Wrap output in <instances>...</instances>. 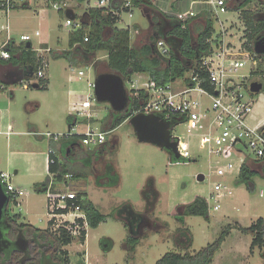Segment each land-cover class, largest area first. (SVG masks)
Returning <instances> with one entry per match:
<instances>
[{
    "label": "rangeland",
    "instance_id": "1",
    "mask_svg": "<svg viewBox=\"0 0 264 264\" xmlns=\"http://www.w3.org/2000/svg\"><path fill=\"white\" fill-rule=\"evenodd\" d=\"M59 1L73 11L76 24L82 21L88 9L100 8L104 0L82 3L76 0ZM260 2L264 0H253L240 11L250 12L256 22L264 21V5H260ZM24 4L28 7H22ZM46 4V0H18V8L11 10L8 16L10 35L16 42L20 35L32 36L35 31L40 33L33 37L31 44L35 57L42 54L47 59L46 74L49 77L47 89H34L32 85L37 83L34 78H25L20 83L3 85L2 88L0 86V172L9 176L13 187L25 193L17 200V204H8L10 214L19 216L17 224H30L37 229L56 232L54 226L48 224L44 192L36 191V187L39 188L49 177L46 164L52 140L45 134L59 136L57 142L63 141L62 135L68 132L71 124V120L68 121V90L83 93L85 79L94 83L96 71L92 66L73 65L64 58L53 59L51 54L42 51L43 42L53 51H68V32L75 29L65 26V8L61 15ZM188 5L189 0H144L139 7L131 6L129 12H122L117 27L129 28L131 38L137 27L132 45L138 46L145 41L149 29L154 27L153 19H163L162 14H165L170 20L171 16L187 10ZM241 12L230 10L220 15L224 26L229 27L228 32L233 34L226 41L236 46L241 37V40L246 41ZM0 21H4V18L0 17ZM197 24L194 23L195 26ZM213 28L215 36L221 37L218 35L221 27L215 21ZM99 54L104 55L105 52L100 51ZM258 67L256 73L263 74L260 69H264V62L259 61ZM96 68L97 72H109L102 61H98ZM78 71L83 72V79L77 75ZM178 81L183 82L182 79ZM142 82H146L145 78ZM125 88L130 90L128 82ZM11 91L12 95L9 94ZM205 102L208 103L207 98ZM93 104L94 122L84 125L83 120L77 117L75 128L78 132L82 133L88 127L103 132L109 129L108 120L112 111L109 104L95 98ZM252 120H264V88L254 96L251 119L247 123L251 124ZM8 125L12 129L7 135ZM171 135L181 140L180 152L188 151L191 154L192 158H187L189 161L172 163L171 155L165 150L148 143H139L127 121L105 135V153L99 158L95 155L89 157L85 152L77 151V148L61 157L71 170H82L87 174L85 178L70 181L73 189L83 192L84 197L106 215L105 221L96 228L87 227L84 242L70 235L71 243L62 247L67 253V264H155L169 252L193 254L203 249L227 227L229 233L212 264H264V245L251 249V236L239 230L240 227H249L257 218L264 217V177L255 176L254 188L248 191L244 185L237 184L232 176L218 177L210 171L211 168L225 165L229 159L241 161V155L235 158L230 153L228 159L209 155L196 133L188 134L183 124L175 126ZM112 142H115V146ZM97 147L91 144L82 149L92 152ZM243 153L247 154L248 150ZM108 166L117 171V186L112 183L113 177H109L113 171L109 174ZM200 176L203 177L201 181ZM215 182L226 185L228 189L220 199V208L214 211L209 200L211 208L208 209L207 218L185 216L181 220L179 216H182L184 205L191 203L197 196L208 199ZM150 183L157 194L152 204L147 202L143 194ZM127 205L133 211L147 215L150 221L144 228L136 230L139 242L134 251L127 248V238L136 234L132 233L127 219L121 215L124 213L128 217V209L123 210ZM178 230L190 232L192 242L188 249L184 248L186 240L178 234ZM47 251L50 249L47 248Z\"/></svg>",
    "mask_w": 264,
    "mask_h": 264
},
{
    "label": "built area",
    "instance_id": "2",
    "mask_svg": "<svg viewBox=\"0 0 264 264\" xmlns=\"http://www.w3.org/2000/svg\"><path fill=\"white\" fill-rule=\"evenodd\" d=\"M238 1L189 0L188 9L174 15L181 28H185L188 20L196 18L201 11L206 10L212 20L220 25L221 32L218 35L221 37L212 34L207 40L210 45L208 52L201 57L197 65L180 78L182 83L177 79L161 85L148 79L141 86H137L135 82L130 81L128 82L130 90H126L132 98H136L139 91L146 93V100L141 101L131 116L139 113L156 115L169 122L170 134L175 126L183 124L188 134L196 133V137L205 146L209 155L222 159H228L230 153L234 154L235 158L238 155L242 156L236 168L235 159H229L223 166L211 168L210 171L218 177L233 175L235 169L238 177L241 167L246 162L251 163L253 172L264 177V120H252L251 124L247 123L251 119L256 95L250 91V85L257 82L264 86V73H256L258 62L261 60L253 49L252 52L246 49L242 37L237 46L231 41H226L233 34L228 32L229 27H225L220 20V15L230 11ZM17 5L18 0H0V17L4 18V21H0V62L3 63L9 62L12 57L11 51L17 57L25 51L34 52L31 42L34 36H39L38 31L32 36L20 35L18 42L11 37L8 16L11 10L18 8ZM49 5L57 11L67 9L65 3L61 1L50 2ZM131 6V2L126 1L124 7L130 9ZM129 16L131 17V14ZM65 26L79 27L80 23L75 24L73 20L66 18ZM27 43L31 44L30 49L26 48ZM155 48L160 57L168 56L169 50L164 40H158ZM42 51L48 54L50 49ZM34 64L32 78L36 82L46 79L48 61L44 55H36ZM90 87L93 89V84ZM206 98L208 103L205 102ZM70 134L79 135L83 146L91 144L100 146L104 143L107 132L88 127L81 133L73 127L65 135ZM45 137L56 139L59 136L46 133ZM171 139L177 142L176 153L181 159L192 158L188 151H179L182 145L179 138H173L171 135ZM244 150H248V153L244 154ZM54 153L50 148L47 155V172L48 165L55 163V160L49 157ZM48 175L49 180L44 191L48 222H51L55 230L63 229L72 237L80 238L88 225L85 213L78 203L79 192L73 189L70 182L74 180L72 175L66 174L62 180H57L55 174L48 172ZM0 184L9 202L17 204V200L25 195L22 190L13 187L9 176L2 172ZM225 191H228L226 185L215 182L206 199L208 208L210 207L208 201L211 200L212 209L218 210Z\"/></svg>",
    "mask_w": 264,
    "mask_h": 264
},
{
    "label": "trees",
    "instance_id": "3",
    "mask_svg": "<svg viewBox=\"0 0 264 264\" xmlns=\"http://www.w3.org/2000/svg\"><path fill=\"white\" fill-rule=\"evenodd\" d=\"M58 1L59 0H46V6H49L50 2ZM76 1L77 3H82L87 0ZM126 1L128 0H107V6L105 7L88 9L84 13L82 21L80 20V26L75 27V29L68 33L69 50L63 51L60 54L53 53L50 50L48 54H51V58L53 59L64 58L73 65L81 66L88 61L86 55L93 52L104 51L106 54L105 63L109 70V72L106 73H113L119 76L124 82H130L132 76L135 74H143L146 75L148 79L164 85L182 78L191 68L197 65L201 57L208 52L210 45L207 43V40L211 38L214 33V28L213 20L206 10L201 11L196 18L188 20L185 28H181L175 16H171L170 20H167L169 16L162 14L164 17L163 19H153L154 27L146 36L145 41L138 46H132L130 43L131 37L129 28L119 29L116 27L117 22L120 20V14L129 11L128 8L124 7ZM129 1L132 7H139L144 0ZM252 1L253 0H239L230 10L241 12L240 10H244L245 5L247 6ZM259 4L264 5V2H260ZM172 6L175 8L174 5ZM22 7L27 8L28 5L24 4ZM57 12L62 15L64 10H58ZM241 15L246 31V41L244 45L248 51L252 52L254 42L264 36L262 35L264 31V21L256 22L250 12L242 11ZM166 21H168L169 30L164 33L163 29ZM194 23L198 24L195 26ZM135 29H137V27ZM85 38L87 39L86 41L84 40ZM158 40H164L168 47L169 51L166 58L160 57L156 51L155 46ZM11 53L12 57L9 61H13V63H17L21 67L31 66L35 71L34 62L36 57L32 51H25L18 56V60L14 58L16 57L14 52L11 51ZM258 58L264 62L263 57L258 56ZM257 69H259V67H257ZM260 70L264 73V69ZM47 84V79L39 80L37 82L38 89H47ZM144 100H146V93L144 91H139L136 98L130 96L128 110L125 113L113 114L112 123L109 125V129L106 130L107 133L113 131L127 121L139 107L141 101ZM71 119L72 117L69 116L68 121L70 122ZM62 138L63 141L61 142L59 153L61 157L67 153V150L70 152L76 148L80 152H85L89 157L95 155L96 158H99L105 153V143L91 152L82 149L85 148V146L80 143L81 137L79 135L64 134ZM112 145L115 146V142H112ZM54 152L55 153L49 157L53 158L55 163L48 165V172L55 174L57 180H62L66 174H71L73 179L87 177V174L82 170H71L67 164L62 162V159L59 158L55 150ZM171 157L172 163L189 161L181 159L180 157L178 159H175L174 156ZM110 172L112 175L109 177H113L112 183L117 186L119 182L117 172L116 170L114 171L111 166H108V173L111 174ZM257 175V173L253 172L251 163L246 162L241 167L240 174L235 181L237 184L244 185L248 191H252L254 188L253 178ZM48 180L40 184L39 188L36 187V191L44 192ZM98 182L101 184L100 179ZM78 198V203L85 213L89 228H96L100 223L105 221L106 215L102 214L92 202L87 200L82 192L78 193ZM126 209H128V217H125L124 213L121 215L123 218L127 219L132 233L136 234V236H128L127 248L134 251V248L139 242V236L136 231L137 226L143 219L148 218V216L133 211L128 205L123 210ZM208 209L206 198L197 196L191 203L184 205L182 216H179V218L181 220L185 216H202L207 218ZM18 217V214L13 215L15 220ZM48 224L51 225V222H48ZM19 227L32 229L34 234L39 235L43 242H45V240L46 242H53L57 247L55 259H57L60 264H67V253L62 247L68 246L71 243V237L65 230L58 229L56 232H50L48 229L34 228L30 224H19ZM239 230L243 234L251 236V249L254 247L262 248L264 245V217L257 218L249 227H240ZM228 231L227 227L215 241L193 254L169 252L164 254L155 264H212L225 237L229 233ZM178 234L185 237L186 244H184V248L188 249L192 242L190 232L188 230H178ZM85 236L86 232H82V236L80 237L82 242H84Z\"/></svg>",
    "mask_w": 264,
    "mask_h": 264
},
{
    "label": "water",
    "instance_id": "4",
    "mask_svg": "<svg viewBox=\"0 0 264 264\" xmlns=\"http://www.w3.org/2000/svg\"><path fill=\"white\" fill-rule=\"evenodd\" d=\"M65 15L67 18L74 20L75 16L71 9H66ZM26 48L30 49L31 44L27 43ZM253 52L264 58V36L254 42ZM18 60V57H14ZM15 71L9 73L0 63V83L3 85H14L20 83L25 78H32L33 68L26 67H8ZM7 72V73H6ZM125 83L119 76L113 73H103L96 77L93 83V95L99 102H106L109 104L114 113H125L129 108V95L125 88ZM34 89H38L37 83L33 84ZM263 85L261 83L253 82L250 85V91L255 94L261 93ZM127 123L132 128L136 140L139 143H148L155 147L165 150L175 159L179 156L176 153L177 142L171 139L170 124L162 120L160 117L153 114H135L127 119ZM203 179L200 176L199 181ZM145 196V194H144ZM9 199L5 194L0 184V225L3 215L8 209ZM1 237V234H0ZM9 241H4V248L8 247ZM2 250L0 246V251Z\"/></svg>",
    "mask_w": 264,
    "mask_h": 264
},
{
    "label": "flooded vegetation",
    "instance_id": "5",
    "mask_svg": "<svg viewBox=\"0 0 264 264\" xmlns=\"http://www.w3.org/2000/svg\"><path fill=\"white\" fill-rule=\"evenodd\" d=\"M0 63L8 74L15 71L8 67H20L19 64L13 63V61ZM113 114L114 112L111 111V115ZM144 194L147 202L150 204H152L157 197L151 183L147 185ZM149 222L148 218L143 219L137 226V229L140 230L144 228ZM19 224L25 223L17 224V221L7 209L2 217L0 225V246L2 248L0 251V264H60L58 260L55 259L57 247L53 242L48 240V242H42L39 235H35L33 230L25 227L21 228ZM4 241H9L10 243L7 248L3 246ZM47 248L50 249L49 252Z\"/></svg>",
    "mask_w": 264,
    "mask_h": 264
},
{
    "label": "crops",
    "instance_id": "6",
    "mask_svg": "<svg viewBox=\"0 0 264 264\" xmlns=\"http://www.w3.org/2000/svg\"><path fill=\"white\" fill-rule=\"evenodd\" d=\"M103 4H101L100 7H105V3L106 1H102ZM107 6V5H106ZM95 8V7H94ZM130 10V9H129ZM129 12V11H128ZM120 18V16H119ZM120 21V20H119ZM118 21V22H119ZM117 22V23H118ZM149 25H151V22L149 23ZM116 27H117V24H116ZM149 27V26H148ZM119 29H122V28H119ZM137 29H135V34L134 36L130 39V43L132 45V43L134 42L135 40V35H136V31ZM169 29H168V23L165 22L164 24V29H163V32H167ZM70 32V31H69ZM68 32V33H69ZM149 32H150V29H149ZM148 32V33H149ZM40 35V33H39ZM36 37V36H35ZM130 37H131V33H130ZM43 46V49H50L53 53H57V54H60L62 52H56V51H53V49H51L48 44L46 42H43L42 44ZM133 46V45H132ZM88 61L87 63H84L83 65H86V66H92L94 67L95 71H96V77L98 75L102 73H106L104 71H100V72H97L98 70H96V64L98 63V61H102L105 63V59H106V54H99V52H93L91 54H88L86 55ZM106 64V63H105ZM77 75L83 79L84 77V74L82 71H78L77 72ZM48 77L49 75L46 74V79L48 80ZM147 81L148 80V77L146 75H143V74H135L132 76L131 78V82H135V84L137 86H141V84L145 83V82H142L143 80ZM85 83H86V87H85V90L83 93L79 94V93H75L73 90H68V101H67V105H68V108H69V112H70V115L72 117V121H71V124L68 126V131L75 127L76 126V123H77V117L81 118L83 120V124L84 125H88V124H91L92 122H94V120H92V113L93 110L92 108L95 107L94 104H93V100H94V95H93V89L90 87L91 84H93L91 81H89L88 78L85 79ZM0 86H3V84L0 83ZM10 95H12V91L9 92ZM95 111V110H94ZM0 119H1V114H0ZM112 119H113V115H110L109 116V120H108V124L110 125L112 123ZM11 125H8L7 126V129H6V134L8 135L10 132H11ZM115 131V129L113 130ZM52 140V149L55 150L58 155H59V158H61V155L59 154L60 153V148H61V142H57L58 140V137L57 139H50ZM54 144H56V147H54ZM78 151V149H77ZM72 152V150L70 151ZM67 153H69V151L67 150ZM67 153L64 155L66 156ZM234 164H235V168L240 164V160H237L235 159L234 160ZM46 169H47V164H46ZM235 174L233 175H230L232 176V179L235 180L237 177H236V169H235ZM1 173V172H0ZM79 179V178H78ZM74 180H77L76 178ZM83 193V192H82ZM144 194V193H143ZM86 238V237H85Z\"/></svg>",
    "mask_w": 264,
    "mask_h": 264
}]
</instances>
